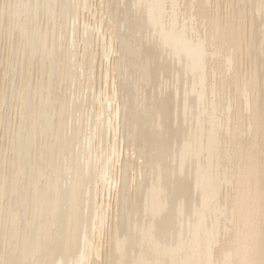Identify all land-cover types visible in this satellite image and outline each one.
<instances>
[{
  "label": "bare ground",
  "instance_id": "bare-ground-1",
  "mask_svg": "<svg viewBox=\"0 0 264 264\" xmlns=\"http://www.w3.org/2000/svg\"><path fill=\"white\" fill-rule=\"evenodd\" d=\"M0 264H264V0H0Z\"/></svg>",
  "mask_w": 264,
  "mask_h": 264
}]
</instances>
